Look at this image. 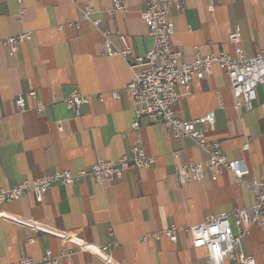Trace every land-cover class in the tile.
<instances>
[{"label":"crops","instance_id":"1","mask_svg":"<svg viewBox=\"0 0 264 264\" xmlns=\"http://www.w3.org/2000/svg\"><path fill=\"white\" fill-rule=\"evenodd\" d=\"M113 1L0 0V189L10 191L23 180L57 169L79 171L99 161L133 157L136 118L126 89L134 79L131 65L152 49L153 39L141 19L145 0H121L127 10L109 17L106 11ZM84 6L93 9L94 19L103 21L99 28L80 21ZM171 18L174 46L187 63L198 54L224 51L234 55L238 47L247 58L264 51V0L182 1L181 9L171 6ZM67 20L80 22L79 30H58ZM105 30L113 33L116 48H121L116 35L126 36L132 55L126 59L103 55ZM236 30L241 36L238 45L229 41ZM21 33H31L32 40L20 45L12 57L3 41ZM74 90L90 98L81 107L80 117L64 103ZM31 91L46 105L44 112L34 111L35 103L28 96ZM112 92H118L119 99H113ZM257 93L253 111L237 110L229 79L215 66L204 80L194 79L179 89L176 107L183 120L214 113V129L207 138L220 143L228 160L245 161L250 174L243 182L227 171L216 182L180 185L176 167L206 162L207 154L189 139H175L161 123L142 118L139 134L155 165L127 172L114 182L87 178L72 186L54 184L42 204L29 195L3 205L8 218L0 219V264H19L23 256L41 264L48 252L55 258L68 256L59 264H106L59 234L98 247L116 241L118 246L107 251L115 264H198L205 260L206 250L193 249L185 229L249 207L254 199L245 183L264 182V85ZM100 95H104L103 102ZM19 96L27 104L22 113L14 105ZM247 143L250 147L245 151ZM172 225L179 229L176 244L167 238L143 240ZM241 252L264 264V231L253 228Z\"/></svg>","mask_w":264,"mask_h":264},{"label":"built area","instance_id":"2","mask_svg":"<svg viewBox=\"0 0 264 264\" xmlns=\"http://www.w3.org/2000/svg\"><path fill=\"white\" fill-rule=\"evenodd\" d=\"M75 1V0H71ZM188 0H145V8L141 12V19L147 25L149 36L153 39V47L143 56L135 58L131 65L134 79L128 85L127 91L134 102L135 121L132 124V131L136 135V141L131 152L133 157L123 156L117 161H99L89 169L79 171L60 170L54 173L43 175L34 180H23L15 185L10 191L0 189V219H7L2 211V206L21 200L32 195L36 203L42 204L54 184L72 186L87 178L94 179L97 183L114 182L121 179L130 171L147 170L152 168L156 160L148 155L144 148L143 140L139 134L140 121L147 118L153 122H159L173 133L177 140L189 139L203 150L208 159L203 163H189L185 166H177L175 175L180 185L200 183L206 180L216 182L225 173H232L236 179L243 182L249 176L250 171L244 160L230 161L221 150L220 143L209 141L207 135L214 129L215 115L213 112L195 119H180L176 107L181 98L180 88H187L194 79L200 81L212 74L215 66L219 67L227 75L230 86L233 90L237 110L245 109L251 112L258 100V88L264 85V51L259 52L253 58H247L241 48H237L234 55L224 51L209 56L197 55L193 62L187 63L183 54L174 46L175 25L171 18V6L174 4L181 9V2ZM127 10V5L121 0L113 1L112 8L106 11L109 17L116 13ZM94 11L89 6L80 10V21H88L94 27L99 28L103 21L93 18ZM80 22L65 21L58 26V30L65 29L79 30ZM113 33L103 31L104 52L108 57L120 56L127 58L133 51L126 36L117 34L121 48H116L112 43ZM32 40L31 33H21L8 37L3 41L4 46L9 50L10 56H15L20 45ZM229 41L239 44L241 36L238 30L229 36ZM113 99H119L118 92L110 93ZM35 103L34 111L42 113L46 105L42 103L36 91L28 94ZM100 102L104 101V95L98 97ZM67 108L77 117L81 116V107L90 103V98L82 95L80 91L74 90L64 100ZM15 108L18 112L27 110L26 100L19 96L15 100ZM61 129V128H60ZM247 143L243 149L249 150ZM177 158V153H173ZM250 196L254 199L247 208H236L229 213H223L216 217H210L207 221L196 227L185 229L191 237V246L195 250H206L207 257L198 264H228L235 262L239 264H258L252 256L241 252V244L250 235L253 228L264 231V182L251 181L245 183ZM18 222L19 219H14ZM236 229V231H235ZM109 234L114 236L113 230ZM61 239L74 243L82 252H88L98 256L106 264H115L107 255L111 247H117L115 241L112 245L98 247L88 245L83 241L73 239L67 234H59ZM167 238L171 243L176 244L179 238V229L172 225L165 231L151 233L144 237L160 240ZM68 256L55 258L50 252L41 264H59ZM19 264H37L30 257L23 256Z\"/></svg>","mask_w":264,"mask_h":264}]
</instances>
